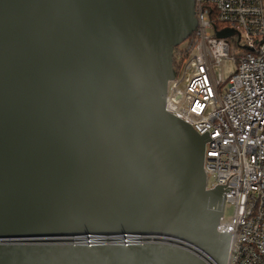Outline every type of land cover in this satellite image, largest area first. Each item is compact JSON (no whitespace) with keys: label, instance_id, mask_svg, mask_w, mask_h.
Wrapping results in <instances>:
<instances>
[{"label":"water","instance_id":"water-1","mask_svg":"<svg viewBox=\"0 0 264 264\" xmlns=\"http://www.w3.org/2000/svg\"><path fill=\"white\" fill-rule=\"evenodd\" d=\"M195 3L0 0V264H229L208 136L166 111Z\"/></svg>","mask_w":264,"mask_h":264},{"label":"built area","instance_id":"built-area-1","mask_svg":"<svg viewBox=\"0 0 264 264\" xmlns=\"http://www.w3.org/2000/svg\"><path fill=\"white\" fill-rule=\"evenodd\" d=\"M195 12L166 111L208 136L207 189L224 188L234 209L218 226L232 238L229 264H264V0H196Z\"/></svg>","mask_w":264,"mask_h":264},{"label":"trees","instance_id":"trees-1","mask_svg":"<svg viewBox=\"0 0 264 264\" xmlns=\"http://www.w3.org/2000/svg\"><path fill=\"white\" fill-rule=\"evenodd\" d=\"M216 27H217L218 29H221V28L223 27V25H222V24H219V23H216ZM192 36H193V35H192ZM192 36H191V37H192ZM178 48H179V47L175 48L174 53L178 50ZM173 62H174L175 73H177V71H178V67H177V65H176L175 56H174Z\"/></svg>","mask_w":264,"mask_h":264},{"label":"rangeland","instance_id":"rangeland-1","mask_svg":"<svg viewBox=\"0 0 264 264\" xmlns=\"http://www.w3.org/2000/svg\"><path fill=\"white\" fill-rule=\"evenodd\" d=\"M211 33L213 34V32L211 31ZM184 43H182L180 46H183ZM234 214V209L233 208H227L225 210V216L228 217V216H231Z\"/></svg>","mask_w":264,"mask_h":264}]
</instances>
